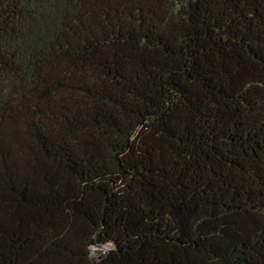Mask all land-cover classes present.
Instances as JSON below:
<instances>
[{"label": "trees", "instance_id": "16d2710c", "mask_svg": "<svg viewBox=\"0 0 264 264\" xmlns=\"http://www.w3.org/2000/svg\"><path fill=\"white\" fill-rule=\"evenodd\" d=\"M0 264H264V0H0Z\"/></svg>", "mask_w": 264, "mask_h": 264}, {"label": "rangeland", "instance_id": "374dc122", "mask_svg": "<svg viewBox=\"0 0 264 264\" xmlns=\"http://www.w3.org/2000/svg\"><path fill=\"white\" fill-rule=\"evenodd\" d=\"M93 250V249H92Z\"/></svg>", "mask_w": 264, "mask_h": 264}]
</instances>
